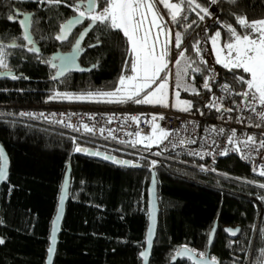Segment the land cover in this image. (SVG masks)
Here are the masks:
<instances>
[{
    "label": "trees",
    "instance_id": "16d2710c",
    "mask_svg": "<svg viewBox=\"0 0 264 264\" xmlns=\"http://www.w3.org/2000/svg\"><path fill=\"white\" fill-rule=\"evenodd\" d=\"M83 1L54 4L52 0H0V36L9 41L19 34L7 18L16 9L32 11L33 36L47 58L59 48L55 37L60 25L77 13L75 3ZM196 1L210 14H195L184 4L177 24H187L183 30L184 37H190L186 53L192 68L211 89L203 87L198 95L185 96L193 101V114L208 116L223 83L238 90L247 85L235 77L248 78L243 70L229 71L211 63L212 37L220 31L225 46L231 39L227 26L238 33H249L237 17H246L249 22L264 19V0H218L216 4ZM105 3L96 0L95 13H100ZM95 43L101 46L89 50L81 64L98 67L89 74L70 75L60 81L53 78L47 66L29 58L26 63L10 59L7 50L0 48L6 51L8 63L2 71L23 74L16 79H0V143L11 164L9 178L0 189V238L4 240L0 264H45L52 221L69 165L72 182L54 264H142L139 255L148 228L149 165L125 168L88 158L76 148L96 150V144L102 141L80 137L73 143L69 133L24 114L32 108L117 104L63 98L64 94L112 92L120 77L131 73L130 45L122 32L104 30L98 23L88 39V44ZM197 43L199 54L194 47ZM155 171L160 214L150 264H172V258L184 247L205 257L215 223L218 231L210 249L212 259L219 264H260L264 259V188L259 185L264 179L253 176L248 164L240 157L227 156L206 172L195 162L168 155ZM238 227L239 237L230 239L225 229ZM175 264L192 263L183 259Z\"/></svg>",
    "mask_w": 264,
    "mask_h": 264
},
{
    "label": "built area",
    "instance_id": "2783aa9c",
    "mask_svg": "<svg viewBox=\"0 0 264 264\" xmlns=\"http://www.w3.org/2000/svg\"><path fill=\"white\" fill-rule=\"evenodd\" d=\"M167 22L172 31L168 64L170 105L167 109L132 102L99 107L65 105L32 108L24 112L25 116L69 133L73 143L80 137L100 140L102 142L96 144L98 147L95 151L124 161L128 160L133 164L147 163L150 169L160 166L164 156L172 155L195 162L203 171L210 172L219 159L236 156L250 166L253 176L264 179V176L259 174L264 170V148L259 147V142L264 140V121L257 115L264 112V107L257 101L254 103L256 111L251 110L249 105L253 102L238 94L247 88L236 90L231 84L223 83L215 95L212 114L208 116L174 110L175 92L178 91L180 95H196L192 89L200 93L205 82L192 68L185 50L190 39L185 38L183 34L187 24L179 26L177 22L170 23L169 20ZM176 33H180L182 37L180 49L175 48ZM182 50H185L183 51L185 59L177 66L175 60L179 58ZM185 68L183 82L190 86L188 91L175 86L177 70L183 71ZM163 76L164 73L162 79ZM153 116L157 117L155 123L168 131L169 136L151 147H146L148 140L133 146L139 137L152 134ZM132 117L137 119L133 120ZM85 125L92 131H87ZM249 136L255 137V145H246Z\"/></svg>",
    "mask_w": 264,
    "mask_h": 264
},
{
    "label": "snow or ice",
    "instance_id": "6c2138e0",
    "mask_svg": "<svg viewBox=\"0 0 264 264\" xmlns=\"http://www.w3.org/2000/svg\"><path fill=\"white\" fill-rule=\"evenodd\" d=\"M54 4H59L62 0H52ZM187 4L191 7L194 5L193 10L199 9L200 12L205 15H209V10L207 7H203L196 0H186ZM218 0H211L212 4H216ZM157 3L163 4L166 9H168V14L171 16L172 21L179 22L178 17L183 11L181 5L185 3V0H180V3H172L171 0H106L105 6L99 14L92 11L95 5V0H89L88 12L80 11L77 7L79 17H85L95 25L97 22L104 27V30H117L122 32L123 36L127 38L130 45V51L134 56V60L130 66V71L132 75L121 76L118 81V86L112 92H100V93H89L87 96H72L64 94V99H91L94 96L101 98H108V102L116 103H127L132 102L135 104H152L167 107V89H168V76L170 70H168L169 60L167 59L169 55V43L171 42V30L165 32L163 17L160 15L157 9ZM72 7L71 5H67ZM199 15V13H197ZM8 20L14 21L13 16H8ZM186 18V17H185ZM203 20L204 16H200ZM238 23L249 30V33H238L235 28L231 25L227 26V31L231 37L230 41L225 44L224 47L219 46L221 40V32L216 31L214 37L212 38V44L215 50L216 63L221 64L225 69L232 71L233 69H242L244 73L249 75V79H245L243 76L235 77L238 82L246 84L247 90L238 93L242 97L250 100L253 104H250V108L255 112L254 103L259 102L261 107H264V19L253 20L249 22L246 17H237ZM20 25L24 29V39L28 41L30 45H33L30 51L38 52L39 49L34 47V42L31 36L28 34V27L30 24V18L25 16L19 21ZM81 23L80 19H73L63 26L62 35L57 36L56 39L64 41L67 39L71 28ZM194 23V22H193ZM191 27V24L188 25ZM156 29L158 31H153ZM164 34L168 37L164 41H160V35ZM182 42V37L180 33L175 34V48L180 49ZM161 43L162 48L158 51L157 44ZM10 47H16L17 45L10 44ZM96 46V45H90ZM197 54L200 53V47L197 43L194 45ZM0 48L3 45L0 44ZM186 50V49H185ZM182 50L179 54V58L175 60V64L179 66L181 61L185 59ZM75 51H80V41L77 40L75 44ZM226 51V55H224ZM71 59V58H68ZM201 62L207 64V61L203 60L201 57ZM0 67L7 68L8 64L4 58L2 52H0ZM56 67V65H53ZM83 71V69H80ZM195 71V70H194ZM183 72H186V68L181 71L176 72V87H183L186 91L190 90V86L184 84L183 82ZM64 68L61 67L57 75H63ZM161 73H164L163 79L161 80ZM12 79H16V76H12ZM54 79L56 77H53ZM157 80H161L160 83L156 84ZM156 84V87L151 91H147L152 88V85ZM204 88L211 90L207 81L203 84ZM194 94H199L192 89ZM143 94V95H142ZM177 101V106L182 105L180 110L188 111L191 108V102L180 101V93L177 91L174 93ZM219 110V109H217ZM231 111V109H227ZM260 120L264 121V112L257 113ZM163 119V117H159ZM136 120V117H132ZM156 116L152 117V134L147 137H139L135 144L143 143L144 140H148V145L146 147H151L153 144H157L167 139L169 132L165 131L156 124ZM87 131H92L87 125L84 126ZM259 127V125H257ZM222 131V130H221ZM232 141L230 140L229 143ZM183 143V141H181ZM247 144H256L255 137L249 136L248 140L245 142ZM259 147L264 148V140L259 142ZM77 152L86 151L79 147L76 148ZM92 155H100V153H91ZM0 157H4L3 149L0 148ZM6 159V158H5ZM104 159H112L113 163H119L125 166L138 167L139 165L132 164L129 161H117L111 157L104 156ZM155 162H153V165ZM264 176V170L259 173ZM5 172L0 169V179H3ZM259 187L264 188V184L259 185ZM64 197H61V204L63 203ZM264 199V197H261ZM58 220L54 224L52 233V247L49 249V253L52 254L55 251L56 242V232L58 231ZM231 235H236L239 229H225ZM214 234V229H213ZM152 229L149 230V245L151 244ZM0 243H3L0 240ZM189 250L182 249L177 255L186 254ZM142 256L147 258V252L142 253ZM203 256V253H200ZM262 257H264V252H262ZM207 264H218L215 259L207 262ZM260 264H264V259L260 261Z\"/></svg>",
    "mask_w": 264,
    "mask_h": 264
},
{
    "label": "water",
    "instance_id": "95a60500",
    "mask_svg": "<svg viewBox=\"0 0 264 264\" xmlns=\"http://www.w3.org/2000/svg\"><path fill=\"white\" fill-rule=\"evenodd\" d=\"M88 5H89V0H86L84 3L80 4V6L84 8V12L85 13L88 12ZM95 10H96V0H95V5L92 8L93 12H95ZM15 14L17 16H22L23 18L25 16H28L30 18V24H29V27H28V34L31 36V38H32V40L34 42V38H33V35L31 33V22H32L33 14L32 13H26L25 14V13L19 12L18 10L15 12ZM73 19H80L81 23H78V24L74 25L71 28L67 39H65L64 41H61V40L57 39L60 44L67 43L70 40L72 34L78 28H80L85 22V17L76 16V17L70 18L66 23H64L61 26L59 36L62 35L63 26L65 24H67L69 21L73 20ZM10 22H12V21H10ZM96 25H97V23L95 25H93L92 22H91L86 28H84L81 31V33L77 37L74 45L72 46L70 52H68V53L57 52V53L53 54L50 57V59L47 61V63L49 64L50 69L52 71H55V76L54 77H56L55 78L56 81H60V80L64 79L69 74L86 75V74L91 73L93 70H95L98 67V65L96 64V65H92V66L86 68V67H82L81 64H80V59L87 52V50H91V49H94L96 47L101 46V43H98V44H93V45H96L94 47L93 46H89L88 48H83V45H84V42H85L87 36L92 32V30L96 27ZM21 30H22V36L24 38V29H23L22 26H21ZM77 40L80 41V51H78V52L75 51V44H76ZM25 42H26V45L29 47V49H31L33 47V45H30L27 40H25ZM0 44H2V43L0 42ZM11 44H13V43H11ZM9 45L10 44L6 45V47L8 49L15 48V47H10ZM34 47L36 49H39V51L35 52V51H30L28 49V52L30 54H34V55L39 56L41 54L40 48L35 42H34ZM68 58H71V59H68ZM53 65H56V67H53ZM61 67L64 68V73H63V75H57L58 72L60 71ZM80 69H83V71H81ZM13 75L16 76V73L15 72H11V71H4V72L0 71V79H5V78L12 79L11 77ZM18 76L22 77V74H19ZM0 148L3 149V153H4V157H0V169H3V171L5 172L4 178L0 179V189H1V187L7 182L8 178H9L11 164H10L9 155H8L5 147L1 143H0ZM84 152H85V155L88 158L95 159L97 161H101V162H104V163H107V164H112V165H115V166L131 168V166H125V165H122V164H119V163H113L112 159H104V156H108V157H111V158H113V159H115L117 161H124V160L119 159V158H114L111 155H106V154H104L102 152H97V151L91 150V149L90 150H86ZM91 153H100V155H92ZM125 161H128V160H125ZM135 165H138V164H135ZM139 167H140V165L138 167H132V168H139ZM71 182H72V166L69 165L67 167L65 175H64L63 184H62L61 192H60V195H59L57 211H56V214H55L54 219L52 221V226H51V231H50V238H49V247L47 249V257H46V260H45V264H54V261H55V258H56L58 245H59V242H60V235L62 233V226H63L64 219H65V216H66V207H67V202L69 200ZM62 196L64 197V199H63V203L61 204V197ZM159 214H160V208H159V202H158V181H157L156 171H155V169H152L150 186L148 188V228H147L146 237H145V247H144V249L141 251V253L139 255L140 259L142 260V264H150V260H151V257H152V251H153L154 243H155V240H156V237H157V232H158ZM58 215H59V220H58V231L56 232V238H55L56 239L55 251H54V253L50 254L49 253V249L53 246L52 245L53 227H54V224L57 223ZM150 229H152V236H151V244L149 245L148 241H149V230ZM213 229H214V234H213ZM213 229H212L210 237H209V251L207 252L205 257H198L194 252H192L188 248L184 247L182 249L186 248L189 251L186 254H183V255H177L176 254L172 258L171 263L175 264L177 261L183 260V259H186V260L190 261L192 264H207V262L211 261L212 258H211V255H210V249H211V247H212V245L214 243L215 236H216V233L218 231V223H215ZM226 229H232V230L239 229V232L236 235H231L229 232L225 231L226 234L232 240H236L239 237L240 232H241V228L240 227H238V228H226ZM0 240L3 241V243H0V246H2L4 244V240L2 238H0ZM182 249H180L179 252ZM145 252H147V258L146 259H145L144 256L141 255L142 253H145Z\"/></svg>",
    "mask_w": 264,
    "mask_h": 264
},
{
    "label": "flooded vegetation",
    "instance_id": "af4514ba",
    "mask_svg": "<svg viewBox=\"0 0 264 264\" xmlns=\"http://www.w3.org/2000/svg\"><path fill=\"white\" fill-rule=\"evenodd\" d=\"M85 1H86V0H84L83 2L75 3V4H76L75 6L79 7V10H80V11H84V8L81 7L80 4L84 3ZM41 2H43V1H41ZM41 2H39V3H41ZM17 10H18V9H16V10L14 11V13L11 15V16H13V19H14L15 22H13V21L10 22V20H9V23L12 24V25H15V26L18 28V30H19V34H18L16 37H14V38H12L11 40H9V41H5V40H3L2 37L0 36V42H1L2 45H3V48H1V49L7 50V52H8V56H9L10 59H11V58H12V59H13V58H14V59L19 58V59L21 60V62L26 63L27 60H28L27 58H29V59H33L35 63L38 62V63H39L40 65H42V66H44V65L47 66V67L49 68V70L52 72L53 77H54V76H55V71H52V70L50 69L49 64L47 63V61L50 59V57H51L53 54H55V53H57V52H62V53H68V52H70L72 46L74 45V43H75L77 37L79 36V34L81 33V31H82L84 28H86V27L91 23V21L87 18V15H86V16H85V22H84V24H83L80 28H78V29L72 34L70 40H69L67 43L60 44V43L58 42V40L56 39L59 48H57V51L54 52L52 55H50L49 57L45 58L44 55H43V52H42V48L37 44V42L35 41V39H34V42L39 46L41 54H40L39 56H37V55H34V54H30V53L28 52L29 47L26 45V42H25V40H24V38H23V36H22V30H21V26H20V23H19V21L22 20L23 17H22V16H17V15L15 14V12H16ZM18 11H19V12H22V13H25V14H26V13H32V14L34 15V12H32V11H23V10H18ZM76 16H79L78 11H77V13H76L75 15L71 16L70 18H73V17H76ZM70 18H69V19H70ZM69 19H68V20H69ZM32 20H33V16H32ZM68 20H67V21H68ZM67 21H65L64 23H66ZM64 23H62V24L60 25V28H59V31H58L56 37L59 36L61 26H62ZM97 24H98V22H97ZM96 26H97V25H96ZM92 31H93V30H92ZM31 33H32V35H33V32H32V22H31ZM90 34H91V33H90ZM90 34L87 36V38H86V40H85V42H84L83 48H88L90 45H93V44H88V39H89ZM56 37H55V38H56ZM33 38H34V36H33ZM11 43H14V44L17 45V46H16L15 48H13V49H8V48L6 47V45H7V44H11ZM95 44H98V43H95ZM30 47H31V46H30ZM91 50H92V49H91ZM88 51H89V50H87V52H88ZM87 52H86V53H87ZM86 53H85V54H86ZM85 54H84V55H85ZM84 55L81 57V59L84 57ZM81 59H80V64H81ZM81 66H82V67H86V66H83L82 64H81ZM91 66H92V65H91ZM88 67H90V66H88ZM88 67H86V68H88ZM0 71H1V72H4V71L15 72V73H16V77H19L18 75H19V74H22V73H18V71L11 70V69L4 70V71L0 70ZM22 75H23V74H22ZM70 75H75V74H69V75H67V76H70ZM67 76H66V77H67ZM66 77H65V78H66Z\"/></svg>",
    "mask_w": 264,
    "mask_h": 264
},
{
    "label": "rangeland",
    "instance_id": "374dc122",
    "mask_svg": "<svg viewBox=\"0 0 264 264\" xmlns=\"http://www.w3.org/2000/svg\"><path fill=\"white\" fill-rule=\"evenodd\" d=\"M171 2L172 3H180V0H171ZM197 2V1H196ZM198 3V2H197ZM184 4H187V2H186V0H185V3H183L182 5H181V7H182V9L184 8ZM188 5V4H187ZM188 7H189V9L193 12V13H195V14H197L198 12H199V9H195V10H193V8H194V5L193 6H189L188 5ZM157 9L159 10V13H160V15L163 17V23H164V28H165V32H167L168 30H171L170 29V26H169V24H168V22H167V20H169V22L170 23H172V22H174V21H172V19H171V16L168 14V9H166L165 7H164V5L163 4H160V3H157ZM96 14H99V13H96ZM178 19V18H177ZM153 31L155 32V31H158V30H156V29H153ZM215 35V34H214ZM214 35H213V37H214ZM212 37V38H213ZM165 39H168V37L166 36V35H164V34H161L160 35V41L162 42V41H164ZM171 42L169 43V45H168V47H169V49H170V51H171V43H172V31H171ZM219 46L220 47H224V45H222L221 44V40H220V42H219ZM162 48V44L161 43H158L157 44V50L159 51L160 49ZM211 49H212V58H211V63L213 64V65H219V66H221V67H223L221 64H218V63H216V55H215V50H214V47H213V44H212V40H211ZM170 51H169V55H168V57H167V59L169 60V62H170ZM0 52H2L3 53V55H4V58H5V60H6V62H7V58H6V51H4V50H1L0 49ZM227 53H226V51H225V53H224V55H226ZM131 55H132V53H131ZM132 59L134 60V56L132 55ZM8 64V63H7ZM224 68V67H223ZM0 69L1 70H3V69H5V68H3V67H0ZM233 70H235V69H233ZM240 70H242V69H240ZM247 74V73H246ZM129 75H132V73H130ZM129 75H127V76H129ZM162 75H163V73H161V80H162ZM248 75V74H247ZM250 77H249V75H248V78L247 79H249ZM161 80H157V82H156V84H158V83H160L161 82ZM156 84H153L152 85V88H150V89H148L147 91H151L152 89H154L155 87H156ZM167 103H168V106L167 107H163V106H160V105H152V104H144L145 106H150V107H156V108H163V109H167L168 107H169V105H170V87H169V78H168V89H167ZM143 95V94H142ZM179 99H180V101H189V102H191V108H190V110H188V111H183V110H180L183 106L182 105H180V106H177V101H176V97H174V101H173V108H174V110H176V111H180V112H184V113H192V111H193V101H192V99L191 98H189L188 96H185V95H180L179 96ZM70 100V99H69ZM71 100H73V101H78V102H91V103H116V102H108V98H101V97H98V96H94L93 98H91V99H84V100H79V99H71ZM193 114V113H192Z\"/></svg>",
    "mask_w": 264,
    "mask_h": 264
},
{
    "label": "crops",
    "instance_id": "0c3cea01",
    "mask_svg": "<svg viewBox=\"0 0 264 264\" xmlns=\"http://www.w3.org/2000/svg\"><path fill=\"white\" fill-rule=\"evenodd\" d=\"M182 13V12H181Z\"/></svg>",
    "mask_w": 264,
    "mask_h": 264
}]
</instances>
